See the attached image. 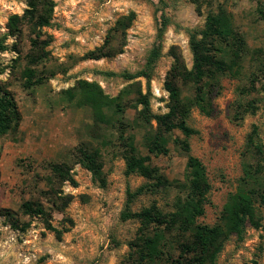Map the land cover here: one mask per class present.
<instances>
[{"label": "rangeland", "instance_id": "1", "mask_svg": "<svg viewBox=\"0 0 264 264\" xmlns=\"http://www.w3.org/2000/svg\"><path fill=\"white\" fill-rule=\"evenodd\" d=\"M54 2L49 27L36 35L22 25L17 38L7 37L9 50L0 52V85L10 92L21 113L18 130L0 138V264L126 262L129 244L139 228L136 220L121 218L127 191L135 192L147 180L127 174V146L122 137L138 155L147 156L146 140L157 128L155 122L144 126L137 118L142 105L137 103L136 91L149 93L153 114L167 113L170 99L165 82L174 61L171 48L175 47L186 67L192 69L189 32L202 28L208 14L222 7L230 13L234 28L246 43L241 68L235 75L221 77L220 88L210 99L211 116L193 108L189 119L197 131L189 140L190 154L202 162L212 186L210 204L200 222L216 224L243 176L242 154L254 127L264 144V21L258 17L259 1ZM260 3L264 6V0ZM26 9L24 0H0V37L9 33L10 17L21 16ZM130 14L134 15L132 25L124 34L115 32L117 21ZM163 22L167 27L160 41L162 55L151 79L127 80L124 74L134 75L144 69L149 53L159 43ZM33 40L38 42L36 47ZM104 46L115 55L99 60L85 58ZM258 60L263 62L262 67ZM27 68L35 72L36 80L41 79L31 89L24 87ZM79 82L97 84L113 98L136 83L123 99V126L96 123L92 110L80 104V96L70 100L66 92L77 94ZM178 85L183 97L194 98L193 85ZM167 138L169 153L152 156L151 166L169 181V199L142 195L130 205L134 212L155 201L168 210L171 199L182 193L180 184L186 181L189 155L175 143L184 138L179 131ZM80 148L98 151L102 180L95 179L81 164ZM54 164L70 170L74 183L53 176ZM27 202L41 204L46 216L26 215L23 205ZM257 215L264 226V210L258 208ZM48 225L68 232L58 236ZM217 264H264V229L249 223L242 237H230Z\"/></svg>", "mask_w": 264, "mask_h": 264}, {"label": "trees", "instance_id": "2", "mask_svg": "<svg viewBox=\"0 0 264 264\" xmlns=\"http://www.w3.org/2000/svg\"><path fill=\"white\" fill-rule=\"evenodd\" d=\"M24 1L27 5L24 14L11 16L7 25L8 35L0 37L1 53L9 50L7 37L17 38L21 33L22 25H27L31 33L36 35H39L43 28L51 25L56 7L54 0ZM258 1L260 4L257 9L258 17L264 21V6L260 3L261 0ZM133 20V14L122 17L117 21L114 31L124 34ZM166 27L167 23L163 22L158 31L159 43L149 53L144 69L134 75L124 74L127 80L151 79L162 55L160 41ZM32 44L36 47L37 40H33ZM189 46L193 55L192 69L186 67L181 53L175 51V47L171 48L174 61L165 82V89L170 99L167 113L153 114L149 93L143 94L140 89L136 91L137 103L142 105L137 118L144 126L153 122L157 125L154 135L150 134L146 140L149 155H138L134 146L122 137L127 146L125 155L127 174H138L147 180V183L135 192L127 191V204L121 218L123 221L136 220L139 228L135 239L129 244L130 252L123 264H217L230 237H242L249 223L256 228L264 229L257 219L258 208L264 210V144L258 140L256 127L246 140L242 154L243 176L237 191L229 196L216 224L210 226L200 222L201 217L205 215L206 206L210 204L212 186L202 162L190 154L189 140L197 134V131L190 126L189 119L193 108H197L207 116L212 115L211 96L220 88L222 76L235 75L239 72L246 43L234 28L230 13L218 7L215 12L208 14L202 28L189 32ZM107 50L105 46L101 47L88 53L85 58L99 60L115 55ZM258 62L262 67L263 62L259 60ZM24 75V87L27 89L41 83L40 78L37 80L34 78L35 72L31 69L27 68ZM179 82L195 87L193 99L183 97ZM134 84L136 86V83L129 85L114 98L105 95L99 85L88 82L78 83L77 94L73 90H68L66 93L70 100L80 96V104L92 110L96 123L118 124L121 127L125 113L123 99ZM240 105L244 106V103L240 102ZM20 121L21 113L15 99L0 85V138L16 132ZM173 131H179L183 135L184 138L175 140V143L189 155L186 181L183 185L180 184L183 187L182 193L171 199L168 210L155 201L142 210L134 212L130 205L142 195H161L163 200L169 199L166 193L170 187L169 181L151 166V160L152 156L169 153L167 135ZM79 153L81 164L93 174L95 179L102 180V165L99 162L98 151L80 148ZM51 172L53 176L62 178V182L74 183L70 170L63 165H51ZM23 210L29 216H46L44 208L39 203L27 202L23 205ZM47 228L58 236L68 232V229L60 231L51 225Z\"/></svg>", "mask_w": 264, "mask_h": 264}]
</instances>
